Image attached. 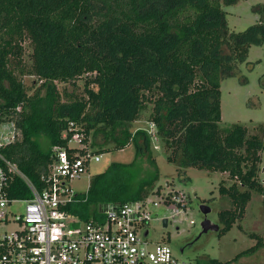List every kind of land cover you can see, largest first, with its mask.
Wrapping results in <instances>:
<instances>
[{
	"label": "trees",
	"instance_id": "obj_1",
	"mask_svg": "<svg viewBox=\"0 0 264 264\" xmlns=\"http://www.w3.org/2000/svg\"><path fill=\"white\" fill-rule=\"evenodd\" d=\"M241 1L0 0V124L16 131L4 157L41 192L55 149L68 148L63 133L71 122L85 134L88 149L90 137L94 147L111 144L113 151L133 146L132 163H112L67 207L80 221L103 223L102 206L161 194L155 190L160 172L152 153L153 139L160 140L167 162L181 175L189 168L229 175L233 184L221 185L219 193L233 209L218 218L219 235L228 234L244 219L252 192H264L258 179L264 124L256 135L240 125L229 132L219 128L222 81L237 75L252 46L264 45V5L254 8L260 15L256 24L243 32L229 30L223 7ZM26 76L41 82L32 94ZM81 79L83 93L59 89V84L77 89ZM147 113L154 132L133 133V124ZM100 136L103 143L97 144ZM143 161L154 173L140 179ZM10 193L32 196L19 176ZM254 237L257 244L232 261L202 257L196 264H232L263 247Z\"/></svg>",
	"mask_w": 264,
	"mask_h": 264
},
{
	"label": "built area",
	"instance_id": "obj_2",
	"mask_svg": "<svg viewBox=\"0 0 264 264\" xmlns=\"http://www.w3.org/2000/svg\"><path fill=\"white\" fill-rule=\"evenodd\" d=\"M15 132L12 137L0 134V264H196L178 258L169 244L150 236L152 221L169 223L188 210L183 192L170 191L159 201L110 203L101 207L103 223L80 221L67 211L77 196L71 183L102 155L87 148L85 134L71 122L63 133L71 150L55 149V161L43 179L46 186L39 192L2 153L15 141ZM15 176L27 182L31 198L11 197ZM18 205H24L21 213L13 210ZM161 208L170 215L157 216Z\"/></svg>",
	"mask_w": 264,
	"mask_h": 264
},
{
	"label": "rangeland",
	"instance_id": "obj_3",
	"mask_svg": "<svg viewBox=\"0 0 264 264\" xmlns=\"http://www.w3.org/2000/svg\"><path fill=\"white\" fill-rule=\"evenodd\" d=\"M257 5H264V0H243L234 6H224L229 30L243 32L256 24L260 18V15L254 12ZM26 49L25 58L28 61L31 50L27 45ZM24 83L30 94L36 91L41 84L34 76H26ZM77 86V89H74L71 84H59V89L63 93L72 90L76 93H83L84 79L79 80ZM221 113L222 120L219 128L222 131L229 132L234 126L240 125L248 128L249 135L260 134L261 124H264V45L252 46L247 61L240 65L237 75L222 81ZM148 116L147 113L142 121L135 122L131 131L134 133L138 129H146L152 134L154 129L148 122ZM14 132V127L11 125L0 126V134L5 137H12ZM96 140L97 144L103 143L101 136ZM89 141V149L93 152L99 149L111 151L103 153L100 162H92L88 172L71 183L72 189L78 195L87 194L91 178L105 172L112 163L129 164L134 161L135 157L133 146L113 151L111 144L94 147L93 137H90ZM152 153L160 172V179L156 183L155 190L159 188L161 194L152 196L151 200L159 201L164 194L170 191L183 192L188 198V210L171 220L167 228L163 227L161 220L150 223V236L154 242L169 244L173 253L182 260L197 263L202 257H211L227 262L254 247L258 242L254 236H258L263 241V247L253 254H243L232 264H264V192L262 194L252 192V200L247 207L244 219L237 222L228 234L222 237L219 232L214 231L202 234L201 224L206 218L200 210L202 205L211 209L207 218L220 227L222 225L218 219L219 213L233 209L231 200L219 193L221 185L229 187L233 184L229 175L194 168L187 169L186 174L181 175L176 165L167 162V153L160 140L153 139ZM138 167L140 179L147 178L154 173V169L146 161L141 162ZM258 179L264 187V154H262ZM23 207L24 205H18L13 210L21 213ZM158 213L160 216L170 215V212L164 208L159 209ZM191 221L195 224L191 225Z\"/></svg>",
	"mask_w": 264,
	"mask_h": 264
},
{
	"label": "water",
	"instance_id": "obj_4",
	"mask_svg": "<svg viewBox=\"0 0 264 264\" xmlns=\"http://www.w3.org/2000/svg\"><path fill=\"white\" fill-rule=\"evenodd\" d=\"M167 186H168V185H167ZM200 210H201V212L203 213V215L206 217V218L203 220L202 224H201V226H202V234H203V233H207V232H209V231L219 232V231H220V225L213 223L212 221H210V220L207 218V216L211 213V209H210L208 206H206V205H202V206L200 207ZM159 215H160V214L158 213L157 216H159ZM168 226H169L168 220H167V219H164V220H163V227H164V228H167ZM177 230H179L178 227H177ZM181 252L183 253L184 250L182 249Z\"/></svg>",
	"mask_w": 264,
	"mask_h": 264
}]
</instances>
